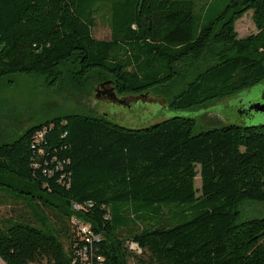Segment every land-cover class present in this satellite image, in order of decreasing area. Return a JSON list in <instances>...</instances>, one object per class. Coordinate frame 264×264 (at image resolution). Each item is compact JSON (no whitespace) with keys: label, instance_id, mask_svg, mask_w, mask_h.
Instances as JSON below:
<instances>
[{"label":"trees","instance_id":"trees-1","mask_svg":"<svg viewBox=\"0 0 264 264\" xmlns=\"http://www.w3.org/2000/svg\"><path fill=\"white\" fill-rule=\"evenodd\" d=\"M194 9V0H0V78L52 85L67 72L77 87L110 82L120 96L180 84L171 108L262 82L264 0H227L208 21ZM248 12L256 32L239 38L235 24ZM97 19L109 39L93 37ZM193 128L182 117L128 129L73 114L0 143V196L29 211L0 220V261L264 264V217L246 208L264 207V126ZM170 204L183 209L164 212ZM74 216L99 238L84 262Z\"/></svg>","mask_w":264,"mask_h":264},{"label":"rangeland","instance_id":"rangeland-1","mask_svg":"<svg viewBox=\"0 0 264 264\" xmlns=\"http://www.w3.org/2000/svg\"><path fill=\"white\" fill-rule=\"evenodd\" d=\"M194 2L195 16H202L208 21L225 8L227 0ZM235 30L239 38L256 32L251 12L236 22ZM92 35L97 40H107L110 38V29L97 19ZM98 87L96 84L77 87L69 79L67 72L63 73L61 83L56 82L52 85H48L43 77L35 75L9 74L1 77L0 143L13 141L31 126L55 117L73 114L104 116L110 122L128 129L146 128L172 117L190 118L194 120L193 134L225 125L264 126V113L252 111L245 114L244 111L264 101V80L238 94L194 108H171L167 105L170 97L182 90L180 84L171 86L166 92L163 90L169 88L168 85L141 96L122 95L119 97V103L95 99V90ZM195 187L200 188L199 176L195 178ZM164 207H168L163 208L164 212L169 208L175 211L183 209L177 204ZM246 208L256 217H264L262 205L251 204ZM27 211L21 202L0 196V220L28 218ZM127 264L135 263L129 260Z\"/></svg>","mask_w":264,"mask_h":264},{"label":"built area","instance_id":"built-area-1","mask_svg":"<svg viewBox=\"0 0 264 264\" xmlns=\"http://www.w3.org/2000/svg\"><path fill=\"white\" fill-rule=\"evenodd\" d=\"M72 210L74 212L78 213V212L82 211V207L77 205V204H74L72 206ZM72 223L75 224L78 227L79 234H81L85 238V240H86V242L88 244V246H85L83 248V250L80 251V253H79L80 254V258H81V262L82 261L84 262L86 260V255H87L89 249L92 247V245L94 243L99 241V238H98V236H95L92 233V231L90 230L89 225L87 223H85L84 221H82L80 218L74 216L73 219H72ZM131 248L135 250V248L133 246H131ZM98 260H100V259L98 258Z\"/></svg>","mask_w":264,"mask_h":264},{"label":"water","instance_id":"water-1","mask_svg":"<svg viewBox=\"0 0 264 264\" xmlns=\"http://www.w3.org/2000/svg\"><path fill=\"white\" fill-rule=\"evenodd\" d=\"M108 85H110V82H105L99 85V87L95 90V99L100 100L101 96L106 95L110 101L117 100V96L114 92V89L112 87L106 88ZM118 102H120L119 99ZM248 110L257 113H264V103H256L250 106Z\"/></svg>","mask_w":264,"mask_h":264},{"label":"flooded vegetation","instance_id":"flooded-vegetation-1","mask_svg":"<svg viewBox=\"0 0 264 264\" xmlns=\"http://www.w3.org/2000/svg\"><path fill=\"white\" fill-rule=\"evenodd\" d=\"M110 87H111V85H108L106 88H110ZM115 94L117 96V100L110 101L109 98L106 95H104V96H101V99L99 101H104V102H117V103H119L118 102V99H119L120 95H118L116 92H115ZM122 100H123V98H122ZM261 103H264V101H262ZM244 111H245V114L252 112V111H249L248 109L247 110H244Z\"/></svg>","mask_w":264,"mask_h":264},{"label":"crops","instance_id":"crops-1","mask_svg":"<svg viewBox=\"0 0 264 264\" xmlns=\"http://www.w3.org/2000/svg\"><path fill=\"white\" fill-rule=\"evenodd\" d=\"M0 262H1V264H3L2 261H0Z\"/></svg>","mask_w":264,"mask_h":264}]
</instances>
